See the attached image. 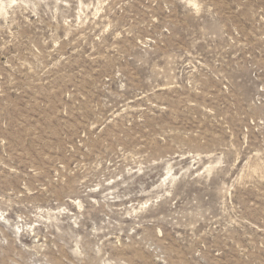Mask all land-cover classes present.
<instances>
[{
    "label": "rangeland",
    "instance_id": "rangeland-1",
    "mask_svg": "<svg viewBox=\"0 0 264 264\" xmlns=\"http://www.w3.org/2000/svg\"><path fill=\"white\" fill-rule=\"evenodd\" d=\"M0 5V264H264V0Z\"/></svg>",
    "mask_w": 264,
    "mask_h": 264
},
{
    "label": "bare ground",
    "instance_id": "bare-ground-1",
    "mask_svg": "<svg viewBox=\"0 0 264 264\" xmlns=\"http://www.w3.org/2000/svg\"><path fill=\"white\" fill-rule=\"evenodd\" d=\"M1 6V5H0Z\"/></svg>",
    "mask_w": 264,
    "mask_h": 264
}]
</instances>
